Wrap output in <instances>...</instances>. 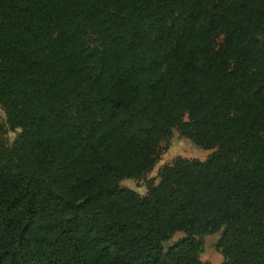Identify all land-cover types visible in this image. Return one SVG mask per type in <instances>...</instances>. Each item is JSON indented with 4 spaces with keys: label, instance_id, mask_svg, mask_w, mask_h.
<instances>
[{
    "label": "trees",
    "instance_id": "1",
    "mask_svg": "<svg viewBox=\"0 0 264 264\" xmlns=\"http://www.w3.org/2000/svg\"><path fill=\"white\" fill-rule=\"evenodd\" d=\"M0 108V264H264V0H0Z\"/></svg>",
    "mask_w": 264,
    "mask_h": 264
},
{
    "label": "rangeland",
    "instance_id": "2",
    "mask_svg": "<svg viewBox=\"0 0 264 264\" xmlns=\"http://www.w3.org/2000/svg\"><path fill=\"white\" fill-rule=\"evenodd\" d=\"M5 121V114L0 108V125L5 126ZM17 133L18 132H10L8 134V139L10 142H13L15 140ZM213 152L214 151L212 150H205L196 147L188 139L182 138L177 129H174L172 132V136L168 141V144H163V151L161 152L160 158L154 170L147 174L144 179H126L122 181L120 185L123 188H131L141 195H145L147 193V181L153 179L155 180V182H158V179L156 177L159 170L164 165L171 164L178 157L205 161ZM182 237H184L183 233H176L168 242L164 244L165 248L167 249L170 245H172ZM219 238L220 234L208 235L203 238L204 252L201 255V260L204 264H220L223 262V256L216 249V244Z\"/></svg>",
    "mask_w": 264,
    "mask_h": 264
}]
</instances>
